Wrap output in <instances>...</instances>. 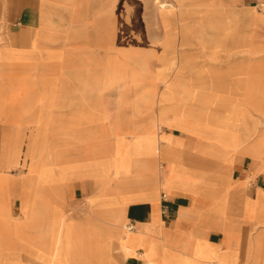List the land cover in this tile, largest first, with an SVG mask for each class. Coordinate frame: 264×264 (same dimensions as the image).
Masks as SVG:
<instances>
[{
    "label": "crops",
    "instance_id": "1",
    "mask_svg": "<svg viewBox=\"0 0 264 264\" xmlns=\"http://www.w3.org/2000/svg\"><path fill=\"white\" fill-rule=\"evenodd\" d=\"M72 3L0 0V226L55 237L66 221L77 251L101 252L118 221L142 257L117 253L127 264H264V12L222 42L247 46L249 67L171 81L206 100H159L155 118L122 124L70 84Z\"/></svg>",
    "mask_w": 264,
    "mask_h": 264
},
{
    "label": "rangeland",
    "instance_id": "2",
    "mask_svg": "<svg viewBox=\"0 0 264 264\" xmlns=\"http://www.w3.org/2000/svg\"><path fill=\"white\" fill-rule=\"evenodd\" d=\"M263 12L259 0H78L69 12V47L79 60L68 63L80 76L70 84L80 87L84 100L100 102L107 120L122 124L155 118L159 100H206L204 94L167 90L196 83L195 75L198 84L222 83L228 72L249 67L248 57H241L247 46L222 42L243 36ZM227 24L241 28L223 29ZM225 31L230 36H218ZM66 224L55 237L39 238L21 235L14 223L1 225L0 264H127L118 254L140 256L126 248L123 222L113 221V238L102 242L101 252L77 251Z\"/></svg>",
    "mask_w": 264,
    "mask_h": 264
},
{
    "label": "built area",
    "instance_id": "3",
    "mask_svg": "<svg viewBox=\"0 0 264 264\" xmlns=\"http://www.w3.org/2000/svg\"><path fill=\"white\" fill-rule=\"evenodd\" d=\"M163 198H165V199H166V196H165V194H164ZM166 212H167V208H166V207H164V208H163V213H164V214H166Z\"/></svg>",
    "mask_w": 264,
    "mask_h": 264
}]
</instances>
